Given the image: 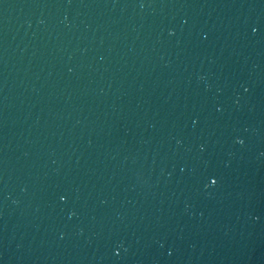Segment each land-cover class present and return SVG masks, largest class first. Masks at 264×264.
Segmentation results:
<instances>
[{
    "label": "water",
    "instance_id": "water-1",
    "mask_svg": "<svg viewBox=\"0 0 264 264\" xmlns=\"http://www.w3.org/2000/svg\"><path fill=\"white\" fill-rule=\"evenodd\" d=\"M264 0H0V264H256Z\"/></svg>",
    "mask_w": 264,
    "mask_h": 264
}]
</instances>
